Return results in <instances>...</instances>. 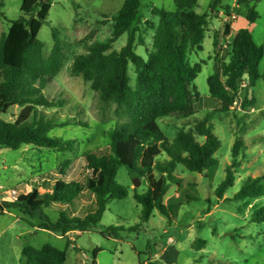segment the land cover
<instances>
[{
	"label": "rangeland",
	"instance_id": "374dc122",
	"mask_svg": "<svg viewBox=\"0 0 264 264\" xmlns=\"http://www.w3.org/2000/svg\"><path fill=\"white\" fill-rule=\"evenodd\" d=\"M213 0H198V13H210L206 35L201 50H190L188 61L191 65L203 64L202 72L193 86L200 93L194 98V114L182 116L174 114L158 121L164 134L173 141L179 131L192 132L203 143L205 139L195 131V125L204 119L214 129L221 140V148L216 153L218 165L208 173H191L182 165H177L175 177L179 185H172L164 203L170 219L155 210L146 223L141 222L142 207L134 199V194L148 190L146 178L133 177L126 168L119 170L117 181L128 189L129 195L123 200H113L108 204L101 223L92 232H80L59 237L47 230L37 229V220H29L18 210L6 209L0 214V264H20L21 251L25 246L42 248L45 244L64 250L67 249L66 264H264V221L252 222L257 208L264 207V197L252 200L232 201L249 178L264 175V80H259L246 100V88L235 97L234 104L225 110L220 101L211 98L208 78L229 62L232 53V38L242 27L250 30L253 41L264 46V0H222V8L210 12ZM24 0H0V41L7 34L12 21L21 16ZM52 4L50 14L44 22L39 40L45 43L44 54L51 52L54 40L53 29L64 45V65L58 76L45 89L49 98L63 99L62 108H41L56 122L85 121L87 126L69 125L51 130L52 137L64 141H74L73 152H58L48 148L23 145L18 150H0V205L16 201L12 191L29 193L34 185L44 183L41 192L47 189L44 181L61 180L86 185L89 171L84 154L87 151L109 152L108 132L118 123L129 121L125 109L117 115L116 104H103L100 93L93 89L92 83L85 82L82 76L71 74L74 58L86 55L96 40L111 36L114 17L122 8L125 0H49ZM225 6L230 8V17ZM176 11L174 0H142L141 29L149 20L154 24L159 18L152 14V8ZM250 8H255L260 18L256 23L247 21ZM221 10V11H220ZM37 13V12H36ZM235 17V18H234ZM231 24V36L224 34L225 24ZM154 31H145V46L136 45V51L148 59L152 49ZM127 34L115 44L119 51L127 43ZM216 38V43L214 42ZM264 72V61L261 64ZM129 74L135 86L136 74L130 65ZM192 88V87H191ZM22 108L13 107L0 116L14 122ZM243 141L239 159L242 165L236 169L235 184L229 188L224 198L218 201L215 191L226 176V168L232 163V148L236 141ZM155 161L166 162L169 158L160 149L150 146L147 149ZM157 179L162 175L154 171ZM135 179L140 185L135 187ZM41 182V183H40ZM264 185V180L262 181ZM84 203L76 199L70 204H52L45 213L55 222L61 211L69 216L84 218L96 208V202L87 194ZM225 199H229L226 201ZM141 224L138 231L132 228ZM109 227L116 228L115 235L104 233ZM207 242L202 248L200 242ZM100 250L97 257L94 251ZM156 256V257H155Z\"/></svg>",
	"mask_w": 264,
	"mask_h": 264
},
{
	"label": "trees",
	"instance_id": "16d2710c",
	"mask_svg": "<svg viewBox=\"0 0 264 264\" xmlns=\"http://www.w3.org/2000/svg\"><path fill=\"white\" fill-rule=\"evenodd\" d=\"M174 1L176 11L153 7L151 12L159 18V22L154 24L147 20L143 30L140 27L143 20L142 0H125L114 17L111 36L96 40L88 54L74 58L71 74L82 76L85 82L92 83L103 104H116L117 115L125 109L129 116L128 122L118 123L108 132L109 152L87 151L84 154L89 171L86 185L58 180L51 193H40L42 185H34L29 193L21 194L16 201L0 205V214L5 209L18 210L27 219L37 220L40 229L60 237L75 231L92 232L101 223L108 204L129 195L128 189L117 181L119 170L124 167L133 177L146 178L148 182L146 192L134 194V199L142 207L141 222H148L155 210L170 219L164 200L171 186L179 185L180 181L175 177L177 165L198 174L208 173L218 165L215 155L221 148V140L207 119L195 125L196 133L205 139L203 143L192 132L184 130L179 131L171 141L158 123L160 119L174 114L193 115V100L200 98L193 84L202 72L203 64L191 65L188 54L190 50H201L210 13L200 14L194 9L198 0ZM238 3L248 1L238 0ZM51 7L49 0H24L22 16L12 21L8 33L1 38L0 115L17 106L22 110L14 122L0 116V150H18L23 145H32L58 152H73L75 142L52 137L51 130L69 125H88L78 120L58 123L41 110L62 108L66 103L63 99L49 98L44 94L64 65V45L58 36V29H53L54 45L48 56L44 54L45 43L39 40ZM219 8H222V0H213L210 12L216 13ZM224 9L230 17L229 6ZM259 18L255 8H250L247 21L254 24ZM147 30L154 31V35L146 60L137 53L136 45H146L144 34ZM232 30L231 24L226 23L224 34L231 36ZM125 34L128 36L126 45L119 51L114 50V44ZM231 46L230 61L222 63L207 81L211 98L220 101L225 110L234 104L243 85L247 100L257 82L264 80V72H261L264 46L255 44L250 30L242 28L236 32ZM130 65L136 74L134 87L129 74ZM150 146L163 151L169 160L155 161L147 151ZM242 148L243 141L236 139L232 148V163L226 168V176L215 191L218 201L235 184L236 169L242 165L239 159ZM154 171L162 177L157 179ZM263 180L264 175L246 180L232 201L264 197ZM84 192L93 194L96 201L95 210L84 218L69 216L61 211L53 222L45 213L50 205L70 204ZM262 221L264 207L257 208L252 218V222ZM140 226L136 225L132 230L138 231ZM116 230L109 227L104 233L112 236ZM196 242H200L202 248L207 245L203 239L195 240L193 245ZM70 245L68 241L64 250L51 244H45L40 249L25 246L21 251L20 264H66ZM99 252L94 251L95 258Z\"/></svg>",
	"mask_w": 264,
	"mask_h": 264
},
{
	"label": "crops",
	"instance_id": "0c3cea01",
	"mask_svg": "<svg viewBox=\"0 0 264 264\" xmlns=\"http://www.w3.org/2000/svg\"><path fill=\"white\" fill-rule=\"evenodd\" d=\"M221 11V10H220ZM233 29V28H232ZM240 29H242V27H240L236 32H238ZM234 31L232 30V33H233ZM58 180H56V181H54V183H52V181L50 182L49 180L48 181H44V182H46V184H45V186H47V189L46 190H44V192H41L40 190L41 189H43V186H44V183H41L40 185H42V187H40L39 188V191H40V193H45V192H49V193H51L52 192V189H53V187H54V185L56 184V182H57ZM91 194L90 192H84L83 193V195L79 198L80 200H82V202H83V204L84 203H86V202H84V197L87 195V194ZM92 195V198H93V200L90 202V203H95L96 201H95V197H94V195L93 194H91ZM62 206V205H61ZM5 211H6V209H5ZM71 216H76V215H71ZM38 230L40 229V228H38V227H36ZM78 233H80V232H78V231H75V232H71V233H69L67 236H70L71 234H78ZM60 237V236H59ZM156 257V256H155Z\"/></svg>",
	"mask_w": 264,
	"mask_h": 264
},
{
	"label": "built area",
	"instance_id": "2783aa9c",
	"mask_svg": "<svg viewBox=\"0 0 264 264\" xmlns=\"http://www.w3.org/2000/svg\"><path fill=\"white\" fill-rule=\"evenodd\" d=\"M235 18V17H234ZM242 87H245V85H243ZM11 196L14 200L18 199V193L16 191H12Z\"/></svg>",
	"mask_w": 264,
	"mask_h": 264
},
{
	"label": "water",
	"instance_id": "95a60500",
	"mask_svg": "<svg viewBox=\"0 0 264 264\" xmlns=\"http://www.w3.org/2000/svg\"><path fill=\"white\" fill-rule=\"evenodd\" d=\"M134 183H135V187H138L140 185L139 179H135Z\"/></svg>",
	"mask_w": 264,
	"mask_h": 264
}]
</instances>
